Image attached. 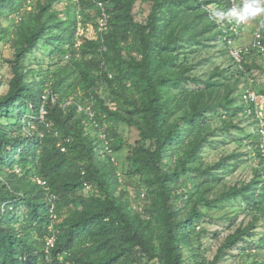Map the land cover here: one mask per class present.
Returning <instances> with one entry per match:
<instances>
[{"label": "trees", "instance_id": "obj_1", "mask_svg": "<svg viewBox=\"0 0 264 264\" xmlns=\"http://www.w3.org/2000/svg\"><path fill=\"white\" fill-rule=\"evenodd\" d=\"M230 9L0 0V264H264V135L243 97L264 53L237 61L243 26L211 18ZM89 24L95 35H78ZM91 100L110 148L78 110ZM122 125L139 132L127 167ZM245 168L252 178L234 183ZM211 225L226 232L213 259Z\"/></svg>", "mask_w": 264, "mask_h": 264}, {"label": "rangeland", "instance_id": "obj_2", "mask_svg": "<svg viewBox=\"0 0 264 264\" xmlns=\"http://www.w3.org/2000/svg\"><path fill=\"white\" fill-rule=\"evenodd\" d=\"M263 20V14L261 13L259 16H257L254 19H250V22L245 25L240 31L237 38L233 41L232 39H230L232 41L231 45L233 46L232 48V52H237L239 49L250 45L252 40H253V36L255 31L262 25L261 21ZM100 22V20H99ZM242 25V24H240ZM228 26L229 29L232 31V25L231 23L228 22ZM87 27H89L88 29L82 28V29H78V33L79 32H87L88 37L92 38L94 34L93 31V25L89 24L87 25ZM4 53L7 54V50H4ZM251 61L253 60H257L255 61L256 63H258L259 65L261 64L260 68H254L252 71V75L253 78L251 81V88L255 91L261 94V90L264 89V57L263 56H253L250 58ZM8 68V67H7ZM2 72H8V70L6 68L2 69ZM10 74V73H9ZM9 76V75H8ZM4 90V88L2 89ZM261 124V123H260ZM122 129H124V137L126 138V145L124 146L123 150L119 152L118 155H116V160L118 161V164L121 167H127L128 166V161H127V155L130 152L131 149V145L134 144L136 142V140L139 138V132L135 129V128H130L127 125H122ZM214 153L210 154V158L211 160H213ZM253 172L251 168L248 169H240L238 170V172L234 175V176H230L232 179V181L234 183H236L238 181V179L241 178H245L246 180H249L252 178ZM243 206L247 207V204H243ZM220 214V212H219ZM217 214V215H219ZM244 217H246V220L248 221L250 218V215L247 214H241L238 217L239 222L244 220ZM210 230H212V232H210L207 236V238L204 239V243L207 246V255L209 257V259H213L216 255V253L218 252L223 239H224V235L226 234V232H223L221 237H215L214 235V231L215 229L221 228L218 225H211L209 226ZM64 256L61 258L63 259ZM237 261L240 260V258L236 259ZM235 260L233 259V257H227L226 259H222L220 261V264H233Z\"/></svg>", "mask_w": 264, "mask_h": 264}, {"label": "built area", "instance_id": "obj_3", "mask_svg": "<svg viewBox=\"0 0 264 264\" xmlns=\"http://www.w3.org/2000/svg\"><path fill=\"white\" fill-rule=\"evenodd\" d=\"M246 2V0H243V4ZM99 5H103L102 3H99ZM235 5V4H234ZM236 7V6H234ZM263 20H264V13H263ZM248 21H245L243 23H247ZM107 23H108V17H107V13L104 11L102 13V18L100 19L99 22V30L100 31H105L107 29ZM89 27L85 28L88 29ZM233 29H235L234 27H232ZM82 29V28H79ZM93 31H94V27H93ZM92 31V32H93ZM84 33L87 32H79L78 35H83ZM94 36V35H93ZM230 43H232V41L230 40ZM256 48L257 50L261 51L264 53V34L261 30V28L259 27L254 35L253 41L251 43V45L249 47H241L238 48L239 50L237 52H232L234 54V56L236 57L238 62H241L244 58V52H247V50ZM50 98L52 99L53 102L56 101L57 96L56 94L51 91L49 94ZM48 95L45 96L44 98L47 99ZM244 99L246 102L248 103H255L256 104V113L258 115V117L261 118V125H262V133L264 135V95L259 96L254 90L252 89H247L243 95ZM66 105V104H65ZM78 110L80 112H84L86 113L90 119L93 120L94 124H96L97 127H99V133L101 135V138L104 140L105 144L107 145V148H110V138L108 137V134L106 132V124L104 125H100L99 123H97L94 118H95V114H96V110H95V106H94V101L91 100L88 102L87 105L85 106H79ZM47 113V111L43 108L42 109V116L41 118L44 119L45 118V114ZM263 148H264V143H263ZM65 150V149H64ZM111 151V149L109 150ZM40 183L45 184L44 181H40ZM56 242L55 237H50L47 239L46 241V246L48 249L54 247Z\"/></svg>", "mask_w": 264, "mask_h": 264}, {"label": "clouds", "instance_id": "obj_4", "mask_svg": "<svg viewBox=\"0 0 264 264\" xmlns=\"http://www.w3.org/2000/svg\"><path fill=\"white\" fill-rule=\"evenodd\" d=\"M231 2H232V9L228 10L227 12H225L223 10H214L211 12V18L214 19L216 23H220L221 21H223L227 18L229 23L235 21L236 24H242V25H240V27L241 26L244 27L245 25H247L250 22V19H254L257 16H259L261 13L262 14L264 13V0H246V2L244 4H243V0H237V1L231 0ZM234 6H236V7H234ZM245 21H248V22L243 23ZM261 23L264 24V20H262ZM260 28H261V26H260ZM254 35H255V33H254ZM253 38H254V36H253ZM250 45H247L244 47H249ZM261 95H264V94H261ZM261 95H259V96H261ZM66 256L64 255V258H66ZM62 257L63 256H61V258ZM64 264H72V263L68 260Z\"/></svg>", "mask_w": 264, "mask_h": 264}]
</instances>
